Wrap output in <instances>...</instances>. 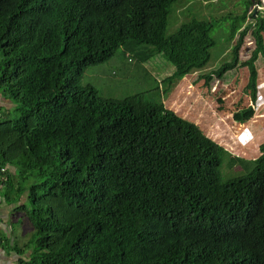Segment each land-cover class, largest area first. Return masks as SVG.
Wrapping results in <instances>:
<instances>
[{
	"label": "trees",
	"instance_id": "16d2710c",
	"mask_svg": "<svg viewBox=\"0 0 264 264\" xmlns=\"http://www.w3.org/2000/svg\"><path fill=\"white\" fill-rule=\"evenodd\" d=\"M187 1L0 0V100L17 114L0 120V181L15 204L29 183L23 209L34 229L15 248L19 264H264V144L247 161L164 103L82 86L120 48L140 64L164 55L181 79L208 64L216 27L231 20L233 39L252 18L256 99L264 18L251 7L263 2L242 0L241 14L195 18L167 35L173 7ZM250 30L207 83L237 68ZM242 111L236 121L255 116ZM226 157L248 173L223 180Z\"/></svg>",
	"mask_w": 264,
	"mask_h": 264
},
{
	"label": "rangeland",
	"instance_id": "374dc122",
	"mask_svg": "<svg viewBox=\"0 0 264 264\" xmlns=\"http://www.w3.org/2000/svg\"><path fill=\"white\" fill-rule=\"evenodd\" d=\"M241 1L242 0H215L213 2V6H209V2L203 0H189L180 5L176 4L178 6L175 10L174 7L176 5L173 7L172 13L169 17L167 35L171 36L175 34L180 28L181 24L190 21L196 16L207 17L212 15L213 17L219 18L222 15L234 16V14H241L243 11ZM261 2H263V0H261ZM256 8L257 6H252L251 12L256 11L258 14L264 17V9L256 10ZM251 22H254V20L248 19L246 22H240L238 25V33L242 32L246 26L247 28L248 26H251ZM229 23L230 22L228 21L227 26ZM225 28L226 22H223L212 32L211 36L215 40L216 45L211 49V66L205 71L193 73V78H197L198 82L201 81V77L203 78L211 73L216 72V70H219L221 65L227 62L228 56L233 54L234 41H231V39L228 41V36L225 39H221L220 37L221 30H228V28ZM218 29L219 31H217ZM155 57L156 58L153 60L140 65L134 62L135 59L132 58L131 54L130 57L127 58L125 50L120 48L110 61L105 64L98 65L96 68L89 69L86 72L82 86H93L98 90L101 96L105 98L117 99L118 101L126 100L134 95H143V97L149 102L165 104V99L168 96L165 93V90L169 89V82H163L165 81V75H167L169 71L174 70V68L170 66V63L163 55H157ZM261 64H264V59L261 60ZM125 71L127 72V75L125 74ZM239 78L241 80V75H239ZM210 84L211 85H209L208 88L210 89V92H213V96L209 94L208 98L213 101V104L217 110L225 112L226 118H223L222 121L230 125H234V121L240 124H244V122L248 123V121L235 120V115L241 114L243 112L242 110L252 105V102L250 97L247 96L248 89H246V87H243L242 85V88L234 89V73L228 74L223 80H213ZM200 86L202 87V85ZM205 91L207 90L205 89ZM238 96L239 98L237 99ZM239 100L242 101L240 104ZM0 103L4 110L5 108L8 109V111L0 110V120L15 119L17 114L12 108L13 106L5 103L4 101H0ZM9 111H12L13 114H10ZM177 113L181 116L184 114L183 111H177ZM188 113L192 115L195 120H202V115L199 113V111H188ZM250 123H253V131H255L257 134L261 132L264 136V109L257 112L256 118H253L252 122ZM206 124L208 130L205 132L210 137L215 138L222 145H225V147L233 154L245 157L247 159H253L259 154V151L252 155L237 151L234 149V134L230 133L229 131L227 133L221 132L219 127L214 125L209 118H207ZM3 130L4 129L0 128V145L3 141H7V136L4 133L5 130ZM262 141H264V137L260 139V142ZM8 144L9 142L6 143V146ZM227 159L228 157H226L225 163H223L221 168L223 180L228 181L248 173V171L243 170L240 165L230 167V163L227 161ZM23 185L25 188V193L19 202L20 204L28 207L30 185L28 182L26 184L23 183ZM19 217L21 218L20 215ZM12 222H16V218H12ZM22 223L23 221L21 224ZM24 223L26 234H28V237H30L34 230L33 226L30 224L28 219L27 222L25 221ZM13 226H16V224ZM11 244L14 246H22L21 243L15 244L14 240L11 242Z\"/></svg>",
	"mask_w": 264,
	"mask_h": 264
},
{
	"label": "crops",
	"instance_id": "0c3cea01",
	"mask_svg": "<svg viewBox=\"0 0 264 264\" xmlns=\"http://www.w3.org/2000/svg\"><path fill=\"white\" fill-rule=\"evenodd\" d=\"M195 18L200 19L204 17L196 16L192 19H195ZM204 19H200V20H204ZM248 19H252V18H248ZM228 21L230 22L228 25L229 27L227 26ZM228 21H226V28H228V30L227 31L221 30L220 37L221 39H225L228 36V41H229L230 39L229 37L231 36L232 31H231V20H228ZM253 24H255V20L254 22H251V26H248V29H251V30L247 32V35L244 38V43L239 51V63L237 65V68L234 71L230 72V73H234V89L242 88V85L243 87H246V89H248V84H250V80H251L250 71L251 70L250 68H248L247 62L252 59L255 51L257 50V41L254 36V31L256 30V26H254ZM246 28L247 26L245 27V29ZM217 31H219V29ZM242 33L243 32H240V33L237 32L234 35V38L231 39V41H234L233 54L228 56L227 62L223 63L221 65V68L223 65L233 61L234 49L238 45L239 40H240V35ZM215 45H216V42H215ZM211 49H210V53H211ZM159 55H162V54H159ZM129 57H130V54H127V58ZM154 58L149 59L146 62H149L153 60ZM262 59H264V55L260 53L256 61V70L258 74L257 98L256 99L253 98V92L251 91V89L247 90L248 91L247 96L250 97L251 102H252V105L248 106V108L254 109L255 111L254 118H256L257 112H259L260 110L262 111L264 109V64H261ZM211 60H212V54H211V59L208 62V64H206V66H204L202 70L194 71V72H202V71L209 69L211 66L210 64ZM128 61H131V60H128ZM134 62L137 64H140L138 63L137 60H134ZM146 62H143V63H146ZM168 62L170 63V66L174 68V70L169 71L168 74L165 75V81L163 82V83L169 82V89L165 90V93L168 95L167 98L165 99V104H164L165 107L174 111L175 113H177V111H183L184 114L182 116L178 113L177 114L187 120L195 122L204 131L208 130L206 121H207V118H209L214 125L219 127L221 132L227 133L229 131L230 133L234 134V149H236L237 151L244 152L245 154H248V155L255 154L257 151H259V154L253 159H247L245 157L243 158H245L247 161H251V160H255L259 158L262 155V145L264 144V141L260 142V139L263 138L264 136L262 135L261 132L257 134L255 131L252 130L253 123H250L252 122V120L248 121V123L244 122V124H240L234 121V125L226 124L225 122H223L222 119L226 118L225 112L217 110L213 104V101L208 98L209 94L213 96L212 94L213 92H210V89L208 88V86L211 85L210 84L211 82H208V83L206 82L205 79L207 77L206 76L203 78L201 77L200 78L201 81L198 82L197 78L195 79L193 78V73H194L193 72L190 75H186L185 77L181 79H177L173 81L172 77L174 76L176 72V68L173 63H171L170 61ZM125 74L127 75L126 71H125ZM239 75H241V80L239 78ZM200 85H202V87ZM205 89L207 91H205ZM195 90H198V91H195ZM238 98L239 96L237 97V99ZM241 102L242 101L239 100V104ZM212 104L215 109L212 107ZM1 107L2 106L0 103V108ZM6 111L8 110L6 109ZM188 111H199V113L202 115V120L201 121L195 120L194 117L188 113ZM234 156L242 157V156L235 155V154ZM235 165H240V167L245 171L248 169L247 165H243L241 163H234V167ZM6 189L7 188L0 181V264H19V261L22 257L15 250L17 246L12 245L11 242L14 240L15 244L21 243L22 246L19 245L20 247H24L27 244L29 237H28V234H26V231L24 229L25 227L24 220L26 219L27 211L23 209L24 205L20 204V202L15 204L9 201V197L6 194L7 193ZM13 195H14V192L11 190V193H10L11 200H13L12 198ZM19 215L21 216V218L19 217ZM12 218H16V222H12ZM22 221L23 223L21 224ZM26 222H27V219H26ZM14 224H16V226H13Z\"/></svg>",
	"mask_w": 264,
	"mask_h": 264
},
{
	"label": "built area",
	"instance_id": "2783aa9c",
	"mask_svg": "<svg viewBox=\"0 0 264 264\" xmlns=\"http://www.w3.org/2000/svg\"><path fill=\"white\" fill-rule=\"evenodd\" d=\"M260 9H264V0H263V4H262V5L259 4V5L257 6V10H260ZM260 111H261V110H260Z\"/></svg>",
	"mask_w": 264,
	"mask_h": 264
},
{
	"label": "water",
	"instance_id": "95a60500",
	"mask_svg": "<svg viewBox=\"0 0 264 264\" xmlns=\"http://www.w3.org/2000/svg\"><path fill=\"white\" fill-rule=\"evenodd\" d=\"M255 15L257 16V12L255 13Z\"/></svg>",
	"mask_w": 264,
	"mask_h": 264
}]
</instances>
